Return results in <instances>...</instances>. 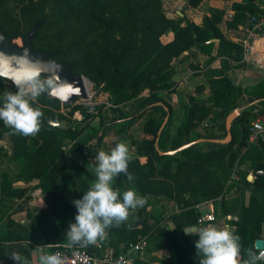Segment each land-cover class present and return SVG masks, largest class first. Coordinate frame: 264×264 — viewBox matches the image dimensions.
<instances>
[{
  "label": "trees",
  "instance_id": "obj_1",
  "mask_svg": "<svg viewBox=\"0 0 264 264\" xmlns=\"http://www.w3.org/2000/svg\"><path fill=\"white\" fill-rule=\"evenodd\" d=\"M203 1L189 0L187 6L197 8ZM225 1H233L234 16L226 22L229 31L238 30L253 16H264L258 7L260 0ZM224 15V10L214 9L201 24L189 19L183 11L171 19L166 17L161 0H0V29L7 37L26 40L36 28L32 39L36 52L44 53L49 61L71 66L75 75L86 77L95 89L108 93L116 106L147 95L142 102V114L123 117L117 122L118 126L128 128L147 116L143 132L153 139L133 142L136 154L147 157V162L141 164L138 158L132 159L128 171L134 175V181L129 182L120 174L114 180V187L120 189L121 199L124 191L135 188L140 195L153 198L158 204L174 202L178 212L164 219L156 218L153 223L143 217L146 203L139 209L135 224L127 222L108 231L109 239L119 235L125 242L120 251L116 246V255L146 239L148 246L156 242L161 250L174 254L176 264H198L200 257L195 248L198 237L184 230L204 227L199 207L205 203H213L215 214L228 218L241 237L243 249L256 250V241L264 239V143L251 145L248 140L254 109H241V115L233 123V140L229 145H217L207 151L193 146L174 155L159 152L175 151L190 143L191 133L199 128L203 132L198 139H220L222 132L227 136L226 119L240 108L242 97L264 95V83L253 90L245 89L228 73L231 69H243L245 62L243 46L225 35L220 27ZM170 32L173 39L164 43L162 38ZM199 55L208 58L209 66L220 60L221 69L210 71L209 88L195 87L178 131L172 134L173 109L161 94L172 92L175 87V63ZM2 88L3 81L0 95ZM7 90L17 89L12 85ZM35 104L43 112L41 131L35 136L13 134L0 121V160L17 170L12 174L11 168L0 169V208L8 199L22 193L13 188L18 181H37L38 187L51 198L61 192L60 183L64 182L72 185L82 198L80 193L84 195L90 187L86 165L96 163L100 150L109 151L118 143L117 140L105 143V138L113 136L106 128L108 124L102 123L100 127L86 124L80 129L69 127V120L62 113L69 105L58 99L42 95ZM165 107L170 116L160 133L168 115ZM87 110L77 105L71 114L81 111L83 121H88L93 117ZM207 120L210 123L203 126ZM50 121H66L67 128L59 129ZM4 141L11 147L10 154L1 144ZM67 143H72L70 149ZM66 152L81 155L82 164L73 161L70 165L75 169L74 174L67 173L69 167L62 161ZM233 174L239 178V194L230 198L236 187L230 183ZM250 175H253L252 181L248 179ZM247 189L251 194L244 203L242 193ZM48 211L49 206L44 205L33 216L32 226L25 233L0 236V244L12 239L26 241L29 249L21 256L28 261L32 251L43 248L50 254L65 245L67 227L75 221L74 204L63 200L54 215ZM3 213L7 215L8 209ZM167 221L173 226L171 230L163 228ZM74 247L96 257L93 245ZM245 258L242 253L241 260ZM133 264L154 263L137 258Z\"/></svg>",
  "mask_w": 264,
  "mask_h": 264
},
{
  "label": "clouds",
  "instance_id": "obj_2",
  "mask_svg": "<svg viewBox=\"0 0 264 264\" xmlns=\"http://www.w3.org/2000/svg\"><path fill=\"white\" fill-rule=\"evenodd\" d=\"M40 56L25 47L19 53L8 54L0 51V78L10 80L16 91L7 90L0 95V121L12 129L13 134L25 137L37 135L42 128L43 112L35 104L47 95L64 101L71 93L68 79L62 78L63 66L49 70ZM133 146L128 141H120L109 151L100 150L96 155L94 168L95 180L81 199L73 200L77 215L69 223L66 232L71 247H87L106 237V230L119 227L129 219L130 213L147 203V198L135 188L122 193L114 187V180L124 174L129 182L135 177L128 171L133 159ZM188 235H195V248L198 264H258L264 259V251L243 249L241 237L236 229L224 223L223 226L209 223L204 227L184 230ZM47 246H52L51 244ZM39 256V264H65L60 253H44ZM246 258L241 260V254ZM15 264H29L19 253L9 256Z\"/></svg>",
  "mask_w": 264,
  "mask_h": 264
},
{
  "label": "crops",
  "instance_id": "obj_3",
  "mask_svg": "<svg viewBox=\"0 0 264 264\" xmlns=\"http://www.w3.org/2000/svg\"><path fill=\"white\" fill-rule=\"evenodd\" d=\"M189 1V0H188ZM220 1V2H219ZM236 2H241L242 0H235ZM232 4L233 1H225V0H204L201 5L197 8H190L191 11L194 12H199L200 17H201V23L204 17L206 16H211V13L214 9H222L225 12L224 15V21L221 23L220 27L222 31L224 32L225 35L229 36L232 40H234L238 35H233V31H229L226 22L230 21L233 16H234V11L232 10ZM258 7L260 8V11L264 13V0H260L258 2ZM199 18V16H198ZM196 21V20H195ZM196 23H199L196 21ZM239 38H242L241 33L239 32ZM240 44V43H239ZM220 62V61H218ZM244 62H245V67L243 69H239L234 75L231 74V76L236 80L238 84H240L243 88L245 89H250L253 90L260 84L264 83V38H258L253 41L252 43V50L251 53L245 58L244 56ZM176 71V69H175ZM176 73V72H175ZM175 77V76H174ZM174 79V78H173ZM198 83V82H197ZM178 90L177 83L175 84V87L172 92H165L162 93L161 95L165 98V100L168 102V104L172 107L173 109V119L176 118V113L178 112L177 107L175 106V99H176V91ZM240 110L241 109H254V110H260L264 109V95H260L258 97H253L250 95H244L242 99L240 100ZM136 112L134 114H131L130 117H134L136 115L142 114L144 110H135ZM145 118L147 120V116L143 117L141 121L132 127L124 128V126H118L117 123L118 120L112 127L114 128L115 131V136L113 137H107L111 140H104L105 143H111V141H122L120 138V135L124 133V130H129V135L130 137H134V134H136V131L140 129L142 132L138 135V138H135L134 140L136 141H144V140H152L153 136L144 134L143 132V126L145 123ZM160 118H163L162 115H160ZM169 119V118H168ZM145 120V121H144ZM166 120V119H165ZM125 121V120H124ZM168 122V121H167ZM181 124V123H180ZM178 122H175L173 127H172V134H175L178 131V128L180 126ZM94 125V124H93ZM141 127H140V126ZM116 126V127H115ZM166 126V125H165ZM113 128H109L107 130H111ZM165 128V127H164ZM119 132V130H121ZM198 130H203L202 128H199L197 130H194L191 133V136L194 134V132ZM199 136V135H198ZM201 140V139H200ZM199 139L196 140L197 143L199 142V145L201 143H209V142H202ZM131 145L133 146V141L130 142ZM72 146V143L67 144V149H70ZM195 146V145H194ZM6 148V146H5ZM134 148V146H133ZM135 150V149H134ZM157 150L159 151L158 145H157ZM168 151L170 150V146H168ZM9 154L11 153L10 151L7 150ZM161 152V151H159ZM170 152V151H169ZM166 153V152H163ZM133 159L138 158L141 164H145L147 162V157H141L136 154V151L132 152ZM165 155V154H161ZM62 161L65 165H67L69 168L67 169V173L74 174L75 169L71 168V163L73 161L78 162L79 164H82V159L81 155L79 154H71L69 152H66L63 157ZM96 166V163H91L86 165L85 170L88 173V184L89 186L94 182L95 180V175H94V168ZM5 168H11V173L14 174L16 173V167L14 165H8V162L4 161L1 162L0 160V169H5ZM61 187V192L54 194L51 197L47 193H44L39 187H38V182L37 181H32V182H25V181H18L15 182L13 185L14 189H20L22 190V193L19 196H15L12 199H8L5 202V206L2 205L0 208V236L4 235H20L25 233L26 229L30 228L32 226V218L34 215L37 214V212L44 206L47 205L49 206V214L54 215L61 202L63 200H69L73 201L76 199H81L79 197V194L75 190V188L70 185L66 184L64 182L60 183ZM80 195L83 197V195L80 193ZM2 199V188L0 185V200ZM174 204V202H167L165 204ZM162 204V203H161ZM75 207V206H74ZM8 209L7 215H4L3 211ZM139 209L137 208L135 211L130 213L129 219L125 222H123L121 225L124 223L130 222L135 224L138 218L139 214ZM199 210L201 213L203 211H209L207 215H210L215 211V206L213 203H205L202 204L199 207ZM75 216L77 215V209L75 208ZM208 223V222H205ZM166 224L170 225L168 228ZM120 225V226H121ZM115 227V226H113ZM110 227L109 229L106 230V237L103 240H98L96 244L93 245L94 247V253L96 255V258L101 259L105 255H110L113 254L114 251L116 250V246H118L119 251L122 250L125 247V242L122 240L121 236H113L111 239H109L108 236V231L113 228ZM167 227V229H166ZM163 228L165 230H171L173 228L172 224L170 221H167L164 223ZM68 244L69 242H65ZM149 247V246H148ZM29 249V245L26 241H16L12 239L11 242H5L0 244V255H4L5 257L11 256L13 253H19L20 255H23L26 250ZM147 251V250H146ZM45 253V252H44ZM149 253V254H148ZM142 256L144 260H147L151 263L154 264H174V258L173 255L169 251H161L155 258L152 257L150 252H148ZM41 251H32L30 256L29 262H33L34 264H39V256L41 255ZM260 263H264L260 262ZM12 264V263H10Z\"/></svg>",
  "mask_w": 264,
  "mask_h": 264
},
{
  "label": "rangeland",
  "instance_id": "obj_4",
  "mask_svg": "<svg viewBox=\"0 0 264 264\" xmlns=\"http://www.w3.org/2000/svg\"><path fill=\"white\" fill-rule=\"evenodd\" d=\"M161 2H162V6H163V11H164L166 17L171 18V19H176L177 15L181 14V12L183 11L189 19L193 20L194 22L198 21L199 23H201L200 13L199 12L196 13V12L190 10V8L187 6L188 0H161ZM198 16H199V18H198ZM233 35L239 36L238 31L237 30L234 31ZM173 37H174L173 33H171V32L167 33L162 38V41L164 43L169 42L173 39ZM24 41L25 40L19 38V39L13 40V44L15 46H17V48L23 49L24 48ZM218 61H220V60H218ZM218 61L214 62L212 64V66L211 65L209 66L207 64L208 58L206 56L199 55V56H194V57L188 56V58H186L185 60L178 61L175 63L176 75H175L173 81L175 84L177 83V86H178V90L176 91V99H175V102H176L175 106L177 107L178 112L176 113V118L174 119V123L178 122L180 124L182 122V120L185 116V113L189 107V96L191 94H193L195 87L198 85H205L207 88H209V85L207 83V77L210 75V71L212 69L213 70L221 69V62H218ZM197 66H199V68H194ZM237 71H239V70L231 69L228 71V73L230 75L231 74L234 75ZM87 81L89 82V84L93 85V83L91 81H89L88 79H87ZM12 85H14L12 83V81L3 80V88H2L3 92L6 91L9 86H12ZM92 93L94 94L93 103H94L95 107H94V111L92 113H90V112H88V113H90L92 115L93 119L88 120V121H83V116H82L81 111L71 114L72 109L77 106L76 103H77V101L80 100V98H77V100H75L74 102L69 103L68 104L69 108L62 109V113L65 116H67V118L69 120V124H68L69 127H72L73 129H80L86 124H91L92 126L100 127V125L102 123H104V124H108L106 127L107 129L113 128L112 127L113 122L116 123L118 120H122L123 117H130L131 114H134L136 112L135 111L136 109L138 111L139 110L141 111L142 110V102L146 99V96H147V95H143L139 99H136V100H134L128 104L116 106L112 103L111 96L108 93L103 92L100 89H95L94 85H93ZM214 112H217V109H215ZM145 120H146V118H145ZM253 121L254 120H252L251 123ZM209 123H210V120H207L203 126H206ZM111 132H112V135L115 136L114 128L111 129ZM128 132H129V130L128 131L124 130V133L120 135V138L122 141H128V142L133 141L134 142L135 141L134 139L138 138V135L142 131L140 129H138V131H136V134H134V137H132V138L130 137ZM200 132H203V130H198V131L194 132V134L191 137L193 139V141H191V142L198 140V135L200 134ZM225 138H226V134L222 132L220 134V139H225ZM105 139L111 140L109 138H105ZM1 144L6 146V150L10 151L11 147H10L8 141L1 142ZM67 144H69V143H67ZM195 147L198 150L207 151V150H210L211 148L217 147V145H214L213 143H210V142L209 143H201L199 145V142H198L195 144ZM134 149H135V146L133 148V151H135ZM237 180L238 179H237L236 174H233L232 178L230 180V183L233 186L236 185V187L234 188L232 193L229 195L230 198L234 195L239 194V187H238L239 185H237ZM250 194H251V192L249 189L245 190L244 194L242 193V197H243L242 200H244V203L248 202V200L250 198ZM147 203H148V205H147L145 212L143 213V217L147 218L148 221L153 222V223L155 222L156 218L163 217V219H164V218H167L170 214H173L174 212L175 213L178 212V206L175 203L174 204H172V203L165 204L166 201H162L158 204L155 202V199H153V198L147 199ZM208 212L209 211H203V213H201V216L202 217L206 216L208 214ZM214 216H215V221L211 222L212 224H216L219 226H223L224 223L230 224L227 220L228 218L222 217L219 213L215 214V211H214ZM235 217H237V219H235ZM235 217H234V219L238 220V216H235ZM202 224H203L202 226H206L207 224H209V222L208 223L203 222ZM166 226L170 227V225H168V224H166ZM167 227H166V229H167ZM161 251L162 250L158 247V243L150 242L146 253L150 252L152 257L155 258L157 256V254H159V252H161ZM163 251H166V250H163ZM172 255L174 258V264H176L177 258L174 256V254H172ZM145 261H147V260H145ZM147 262H149V261H147Z\"/></svg>",
  "mask_w": 264,
  "mask_h": 264
},
{
  "label": "built area",
  "instance_id": "obj_5",
  "mask_svg": "<svg viewBox=\"0 0 264 264\" xmlns=\"http://www.w3.org/2000/svg\"><path fill=\"white\" fill-rule=\"evenodd\" d=\"M237 31L241 33L242 38L237 36L233 41L243 46L244 56L246 58L251 53L253 41L258 38H264V16H253L247 24L240 26ZM86 84L87 95L85 98H80L76 104L83 106L88 109V112L92 113L95 107L93 103L94 94L92 93L93 85L89 84L88 81H86ZM254 115L255 119L250 125L248 140L251 145H259L260 143H264V110H254ZM258 173L262 175L263 171H259ZM237 179L239 180L238 177ZM235 219H237V217H235ZM214 221V212L210 215L203 216L200 220V222L209 223ZM66 245L67 244L50 253H60L62 258L65 259V264H133L137 258H142L145 254L148 248V241L146 239H141L138 243L131 245L119 254L116 255L113 253L105 255L100 260L89 254L86 250L74 246L68 247ZM263 261L264 259L259 262ZM10 263L15 264L9 257L0 258V264ZM29 264L34 263L29 262Z\"/></svg>",
  "mask_w": 264,
  "mask_h": 264
},
{
  "label": "water",
  "instance_id": "obj_6",
  "mask_svg": "<svg viewBox=\"0 0 264 264\" xmlns=\"http://www.w3.org/2000/svg\"><path fill=\"white\" fill-rule=\"evenodd\" d=\"M35 33H36V28L31 31V33L28 35V37L24 41V48L25 47L29 48L33 54L40 56L44 61L48 62L43 66L46 71L51 69V68H54L56 66H63L64 71L61 73V76H62V78L66 77L68 79V82H70V88L67 91L70 92L71 94L68 95L67 99L64 101H61L60 99H58V100H60L63 104H69V103L77 100V98H85L87 95V91H86L87 79L83 76L75 75L71 70V66L64 65V64L59 63V62L49 61L46 59V55L44 53L36 52L33 48V45H32V39H33ZM0 51H4L5 53H8V54H13V53L21 52L22 49L17 48V46H15L13 44V39L7 37L5 32L0 29ZM3 80H4L3 78H0V84L2 83ZM50 98H54V97H50ZM55 99H57V98H55ZM157 105H163V103H159ZM165 110L167 111L168 115L166 117V120L164 121V124L161 128L160 133L164 129L165 125L167 124L168 118L170 116V113H169V110L167 107H165ZM240 115H241V110L236 109L227 117V119H226L227 136L225 139H212V140L201 139L200 141L210 142V143L220 145V146L229 145L233 140V132H232L233 131V123H234V121L237 120V118ZM50 124L59 128V129H66L67 128L66 121H62V122L50 121ZM196 143H197V141L190 142V143L182 146L178 150L170 151V152H166V153L160 152V154L174 155V154H177V153H179L185 149L193 147ZM248 179H249V181L253 180V175H250ZM195 228H197V227H190V228H187L186 230L195 229ZM255 249L258 251L264 250V239H259L256 241Z\"/></svg>",
  "mask_w": 264,
  "mask_h": 264
}]
</instances>
